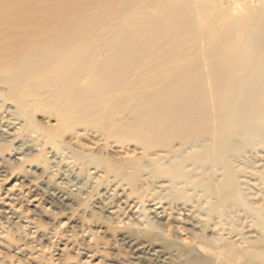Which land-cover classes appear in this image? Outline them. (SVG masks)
I'll list each match as a JSON object with an SVG mask.
<instances>
[{
	"label": "bare ground",
	"instance_id": "obj_1",
	"mask_svg": "<svg viewBox=\"0 0 264 264\" xmlns=\"http://www.w3.org/2000/svg\"><path fill=\"white\" fill-rule=\"evenodd\" d=\"M213 3L0 0V94L17 116L33 108L54 118L49 133L27 119L53 165L104 179L96 212L120 223L131 212L126 264H264L262 208L239 167L264 160V11L221 15ZM8 120L0 115V138L21 129ZM75 129L97 136L101 153L62 157L58 137ZM110 146L126 155H103ZM28 183L11 174L0 188V219L27 239L14 253L58 237L22 204L44 212L45 196L68 201L67 174ZM74 238L64 231L59 253L78 248ZM157 243L167 252L160 260Z\"/></svg>",
	"mask_w": 264,
	"mask_h": 264
},
{
	"label": "rangeland",
	"instance_id": "obj_2",
	"mask_svg": "<svg viewBox=\"0 0 264 264\" xmlns=\"http://www.w3.org/2000/svg\"><path fill=\"white\" fill-rule=\"evenodd\" d=\"M210 1L214 2V10L221 15L239 13L243 17L244 15L248 16L249 13L258 14L264 11V0ZM0 92H6V90L0 87ZM5 95L6 93L0 94V115L8 117L9 122L16 123V125L21 126V129L15 138L7 134L4 135L5 138H0V161L3 164L0 167V188L8 186L11 174L20 176V184L27 186L29 181H34L43 188L45 187L46 176L56 180L63 173L67 174V184L62 190L68 196V203H63L53 197L51 198V196H45L42 200V204L46 207L44 212L34 211L26 204H22L29 216L33 217L41 227L56 232L58 237L52 244L38 241L35 243L41 244V246L21 250L19 253L13 251L22 246L27 239L22 237L23 233L21 229L17 230L15 223L1 218L0 229L4 230V235L0 236V264H126L132 260L134 254L130 245L121 240L123 236L133 237L137 231V227L128 221L131 212L127 211L125 214L122 212L120 218L124 222L126 221L125 223L118 222V218H105L106 210L100 214L98 211L96 212L99 198L95 195L104 187V179L97 177V174L83 170L65 171L66 168L63 163L57 166L53 165L47 154V146L37 145L36 147V142L28 135L31 126H29L27 119L30 117L33 125L48 132L49 128H54V130L56 128L54 118L49 117L44 110H34L33 108L25 110L29 113L28 117L17 116L15 105L5 99ZM60 136L58 139L63 140V147L66 148L58 151L62 157H67L69 150L87 154H99L102 151V141L90 132L75 129L65 131ZM258 149L264 151V148L258 147ZM103 155L123 157L126 154L123 149L110 146ZM262 158L259 155L253 166L239 165V167L244 171L242 173L244 178L241 177L242 186L248 194L250 202L262 208L261 214L264 219V160ZM246 174H250L251 177L247 176L248 178H246ZM108 185L112 187L117 184L111 181L108 182ZM117 188L119 187L117 186ZM134 197L129 196L128 198L131 200ZM64 231H68L75 237L78 248L59 253L58 248L61 247L59 236ZM90 237H92L91 242L88 241ZM10 239L17 241L8 245L5 240ZM85 248L94 253V261L85 260V252L87 253V251L82 250ZM154 248V255L158 260L167 253L160 243H157ZM38 252H40L39 255L34 256Z\"/></svg>",
	"mask_w": 264,
	"mask_h": 264
}]
</instances>
